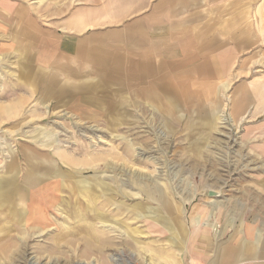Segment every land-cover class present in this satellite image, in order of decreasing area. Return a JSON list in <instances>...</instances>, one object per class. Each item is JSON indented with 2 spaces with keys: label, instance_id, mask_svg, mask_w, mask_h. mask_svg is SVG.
<instances>
[{
  "label": "rangeland",
  "instance_id": "1",
  "mask_svg": "<svg viewBox=\"0 0 264 264\" xmlns=\"http://www.w3.org/2000/svg\"><path fill=\"white\" fill-rule=\"evenodd\" d=\"M239 1L221 9L229 24L239 9L247 33H264V0ZM10 44L0 33V264H192L191 227L222 199L212 187L264 176V112L232 111L264 92V40L243 52L247 68L261 66L234 71L229 88L191 90L173 113L119 96L116 112L90 120L32 104L31 72H15L25 63Z\"/></svg>",
  "mask_w": 264,
  "mask_h": 264
},
{
  "label": "crops",
  "instance_id": "2",
  "mask_svg": "<svg viewBox=\"0 0 264 264\" xmlns=\"http://www.w3.org/2000/svg\"><path fill=\"white\" fill-rule=\"evenodd\" d=\"M231 5L240 8L243 3L0 0V33L13 44L5 53L25 63L15 72L27 67L31 72L29 84L36 91L29 92L30 102L46 113L100 119L106 110L116 112L117 98L124 95L173 113L175 104L188 102L194 89L229 88L234 71L261 66L259 58L247 68L243 52L251 46L260 49L264 33L261 27L247 33L239 9L230 25V13L221 9ZM242 44L246 47L240 48ZM44 89L49 94L42 99ZM254 94L233 99V113L251 107L255 114L263 113L262 88L256 86ZM212 101L219 104L218 95ZM232 178L238 181L234 186L227 187L223 179L221 187H212L222 199L211 200L199 213L205 224L191 227L192 264H264V176Z\"/></svg>",
  "mask_w": 264,
  "mask_h": 264
},
{
  "label": "bare ground",
  "instance_id": "3",
  "mask_svg": "<svg viewBox=\"0 0 264 264\" xmlns=\"http://www.w3.org/2000/svg\"><path fill=\"white\" fill-rule=\"evenodd\" d=\"M12 107V106H11ZM31 160L32 159H30V157H29V155H27V154H25V163H26V165H27V170L28 169H31L32 167H34L37 171H39V169L41 168V167H38V166H36L35 164H33V162H31ZM48 168V167H47ZM27 187H28V182H27V180H25L24 182H23ZM5 229V228H4ZM0 231H3V229L1 228L0 229ZM1 237V236H0Z\"/></svg>",
  "mask_w": 264,
  "mask_h": 264
},
{
  "label": "water",
  "instance_id": "4",
  "mask_svg": "<svg viewBox=\"0 0 264 264\" xmlns=\"http://www.w3.org/2000/svg\"><path fill=\"white\" fill-rule=\"evenodd\" d=\"M208 195H209V196H219L218 193H215V192H213V191H209V192H208Z\"/></svg>",
  "mask_w": 264,
  "mask_h": 264
}]
</instances>
